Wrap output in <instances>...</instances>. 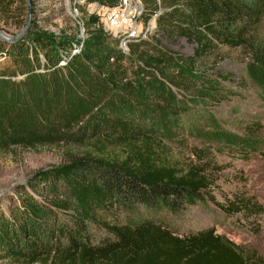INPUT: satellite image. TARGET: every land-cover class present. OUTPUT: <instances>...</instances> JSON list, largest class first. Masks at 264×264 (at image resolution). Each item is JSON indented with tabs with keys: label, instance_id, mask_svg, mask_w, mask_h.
<instances>
[{
	"label": "trees",
	"instance_id": "16d2710c",
	"mask_svg": "<svg viewBox=\"0 0 264 264\" xmlns=\"http://www.w3.org/2000/svg\"><path fill=\"white\" fill-rule=\"evenodd\" d=\"M18 1L26 16V0ZM119 1L87 3L112 8ZM139 1V21L147 25L154 19L155 29L150 38H131L127 52L96 14L87 15L82 32L77 24L70 33L40 28L33 14L26 36L0 40V54L9 60L0 68V151L89 146L82 155L69 153L62 165L35 172L8 213L0 212L1 260L264 264L258 252L212 228L178 236L155 221L156 214L179 215L213 199L212 169L218 167L198 153L184 165L172 161L163 135L210 127L202 131L210 141L246 144L221 128L207 103L219 100L225 82L234 79L221 74L222 60L242 66L264 102V0ZM14 2L0 0V17L12 18ZM158 35L185 39L195 45L193 54L184 57L167 48ZM202 63L208 66L198 71ZM247 129L246 135L254 134ZM237 200L224 209L259 208L252 199ZM110 209L134 217L101 221L105 236L90 243L85 224L97 223V214Z\"/></svg>",
	"mask_w": 264,
	"mask_h": 264
},
{
	"label": "rangeland",
	"instance_id": "374dc122",
	"mask_svg": "<svg viewBox=\"0 0 264 264\" xmlns=\"http://www.w3.org/2000/svg\"><path fill=\"white\" fill-rule=\"evenodd\" d=\"M15 1L16 4L12 6V16H10L12 18L0 17V29L8 37L18 34L24 27L19 24L27 18V14L24 16L19 11L21 10L18 8L19 1ZM29 1L30 4L34 2V7L31 4V12L32 15L35 14L38 26L56 33L59 31L70 33V28L73 29L75 25L76 27L79 25V30L82 32V22L87 15L96 14L99 10L94 3L77 4L78 14L76 15L74 0ZM135 3L140 1L128 2L131 7ZM103 26L106 29L105 25ZM154 29V19L144 25L139 21V17L137 18L138 36L136 38H150ZM121 35L120 31L116 34L119 40L123 37ZM157 39L162 45L184 57L193 54L195 45L183 38L169 41L158 35ZM7 65H9L8 57L0 54V68ZM207 66V63L199 64L197 70L204 71V67ZM218 67L221 74L231 73L234 79L225 82L223 91L219 93V100L213 105L208 103L207 105L211 106V111L221 128L247 140V145L238 141L234 143H227L224 140L210 141L203 135L204 129L197 134L173 130L163 135L168 149L167 156L172 161L184 165L198 153L203 160L212 157V161L218 167L212 169L214 172L212 177L216 179L211 192L213 199L190 206L179 215L166 212L156 214L155 221L178 236H187L212 228L215 234L222 235L244 248L253 249L264 257V102L256 87L245 80L242 66L230 60H222ZM188 96L185 97L188 98ZM250 127L252 128L250 133L254 134L248 136L245 133ZM204 131L209 132L210 127L205 128ZM84 151H89V146L40 145L34 148L13 147L0 151V212L8 213L16 202V194L19 193L20 187L25 186L35 172L62 165L67 162L69 153L82 155ZM238 198L252 199L259 208L245 213L227 212L224 208L230 202L238 201ZM97 217L100 219L97 223L85 224L86 238L93 244L105 236L101 221H106L108 224L117 221L125 223L131 221L134 215L110 209L97 214ZM0 264L26 263L0 259Z\"/></svg>",
	"mask_w": 264,
	"mask_h": 264
},
{
	"label": "built area",
	"instance_id": "2783aa9c",
	"mask_svg": "<svg viewBox=\"0 0 264 264\" xmlns=\"http://www.w3.org/2000/svg\"><path fill=\"white\" fill-rule=\"evenodd\" d=\"M89 0H74V12L77 13V4L87 3ZM132 0H120L118 5L112 8L97 5L96 15L100 17L101 22L105 25L106 30L115 35L120 31L122 33L119 40V47L122 51H128V41L131 38H136V20L142 12L140 3H135L131 7ZM96 5V3H94ZM99 6V7H98ZM115 31V32H114ZM117 32V33H116Z\"/></svg>",
	"mask_w": 264,
	"mask_h": 264
},
{
	"label": "water",
	"instance_id": "95a60500",
	"mask_svg": "<svg viewBox=\"0 0 264 264\" xmlns=\"http://www.w3.org/2000/svg\"><path fill=\"white\" fill-rule=\"evenodd\" d=\"M26 3H27V18H26L24 27L22 28V30L18 34H16L15 36H12V37H8V36L4 35L2 30L0 29V40L1 41H3V42H15V41L20 40L21 38H23L27 34V32L30 28V25H31V21H32V12H31L30 1L26 0Z\"/></svg>",
	"mask_w": 264,
	"mask_h": 264
}]
</instances>
